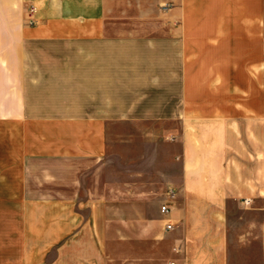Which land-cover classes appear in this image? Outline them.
Here are the masks:
<instances>
[{"label":"crops","instance_id":"0c3cea01","mask_svg":"<svg viewBox=\"0 0 264 264\" xmlns=\"http://www.w3.org/2000/svg\"><path fill=\"white\" fill-rule=\"evenodd\" d=\"M0 264H264V0H0Z\"/></svg>","mask_w":264,"mask_h":264},{"label":"rangeland","instance_id":"374dc122","mask_svg":"<svg viewBox=\"0 0 264 264\" xmlns=\"http://www.w3.org/2000/svg\"><path fill=\"white\" fill-rule=\"evenodd\" d=\"M171 128V127H170ZM127 144H129V145H133L131 142L129 143V142H122V145H127ZM120 145H121V142H120ZM135 145L137 146V145H140L139 144V142L138 141H136L135 142ZM125 158H126V155H123ZM136 166V169H135V171L140 175L139 176V179L138 180H140L139 182H140V186H139V191H142L143 190V187H142V181L144 180V181H146L147 183L148 182H150V181H154V180H157L158 178H159V175L158 174H156L152 169H150L149 167H143V165L141 164V165H135ZM168 166H169V163H168ZM172 167H173V165H172ZM138 168V169H137ZM118 172V173H117ZM117 172H115V171H112L111 173H112V175H113V177H118L119 178V180H122V182L123 181H126L127 180V172H126V170H124V171H117ZM171 171H168V174L170 173ZM119 197H121V195H119ZM113 205H116L117 206V209H119L120 210V213H123V214H125V211H126V209H127V206H126V203L125 202H116V203H113ZM150 203L148 202V203H146L145 205H144V207H146L147 206V208H145L146 209V211H148V214H150V219H151V224L153 225V218H154V211L152 210V209H150ZM159 207H161V205H159ZM137 208H139V206H136V209ZM120 222V224H121V220L123 221H125L126 219H125V217H120L119 219H118ZM137 220V219H136Z\"/></svg>","mask_w":264,"mask_h":264},{"label":"built area","instance_id":"2783aa9c","mask_svg":"<svg viewBox=\"0 0 264 264\" xmlns=\"http://www.w3.org/2000/svg\"><path fill=\"white\" fill-rule=\"evenodd\" d=\"M171 7H172V4H171V3H167V4H165V5L162 7V10H163V11H168ZM35 12H36V7H35V5H34L33 3H31V4L28 6L27 14H26V16H27V22H28V24H30V25H34V24H35V20H34V14H35ZM169 196H170V198L173 199L174 196H175V193H174L173 191H170V192H169ZM169 210H170V208H169L168 205H163V206L161 207V213H162V214H167V213H169ZM172 228H173L172 225H167V226H166V229H167V230H171Z\"/></svg>","mask_w":264,"mask_h":264}]
</instances>
